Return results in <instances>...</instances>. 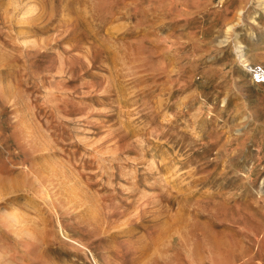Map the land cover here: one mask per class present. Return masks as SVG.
<instances>
[{"label": "rangeland", "instance_id": "374dc122", "mask_svg": "<svg viewBox=\"0 0 264 264\" xmlns=\"http://www.w3.org/2000/svg\"><path fill=\"white\" fill-rule=\"evenodd\" d=\"M256 2L0 0V264H227L258 248Z\"/></svg>", "mask_w": 264, "mask_h": 264}, {"label": "crops", "instance_id": "0c3cea01", "mask_svg": "<svg viewBox=\"0 0 264 264\" xmlns=\"http://www.w3.org/2000/svg\"><path fill=\"white\" fill-rule=\"evenodd\" d=\"M258 248H250L241 254H237L233 261L229 260L227 264H264V237L259 238Z\"/></svg>", "mask_w": 264, "mask_h": 264}, {"label": "bare ground", "instance_id": "6f19581e", "mask_svg": "<svg viewBox=\"0 0 264 264\" xmlns=\"http://www.w3.org/2000/svg\"><path fill=\"white\" fill-rule=\"evenodd\" d=\"M258 2H259V6H263L264 7V0H257V2L255 3V7L256 6H258ZM242 12H243V10L241 9V10H239V16H238V19L235 21H232V22H229L228 23V25H227V28H226V31H227V33H228V36L227 37H229V35L231 34V33H235V36L237 37L239 34V32L236 30V26L241 22V21H243V18H242ZM226 36V35H225ZM235 37V38H236ZM236 40V39H235ZM237 40H238V42H239V46H237V47H239L238 48V50H237V48H236V50H237V52H238V57L239 58H241L243 61L245 60V58H246V50H245V48H244V44L242 43V41L241 40H239L238 38H237ZM228 41V40H227ZM245 66H247V67H249L250 66V64L249 63H245L244 64ZM253 69V68H252ZM254 70V69H253ZM255 73H256V77L258 78V77H263L264 76V72L260 69V68H258L257 70L255 69ZM11 205H13V204H11ZM112 223V222H111ZM79 224V223H78ZM107 225H108V223H107ZM116 235V234H115ZM114 236V235H113ZM117 236V235H116ZM114 239V238H113ZM115 248V247H114Z\"/></svg>", "mask_w": 264, "mask_h": 264}, {"label": "built area", "instance_id": "2783aa9c", "mask_svg": "<svg viewBox=\"0 0 264 264\" xmlns=\"http://www.w3.org/2000/svg\"><path fill=\"white\" fill-rule=\"evenodd\" d=\"M257 79H258V80H262V79H264V78H263V77H258Z\"/></svg>", "mask_w": 264, "mask_h": 264}]
</instances>
